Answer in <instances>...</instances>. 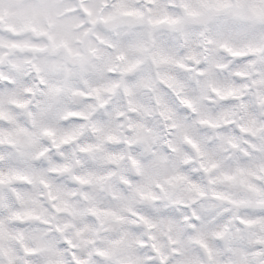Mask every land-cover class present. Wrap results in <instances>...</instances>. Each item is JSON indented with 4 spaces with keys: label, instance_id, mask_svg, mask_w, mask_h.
I'll list each match as a JSON object with an SVG mask.
<instances>
[{
    "label": "snow or ice",
    "instance_id": "1",
    "mask_svg": "<svg viewBox=\"0 0 264 264\" xmlns=\"http://www.w3.org/2000/svg\"><path fill=\"white\" fill-rule=\"evenodd\" d=\"M0 264H264V0H0Z\"/></svg>",
    "mask_w": 264,
    "mask_h": 264
}]
</instances>
